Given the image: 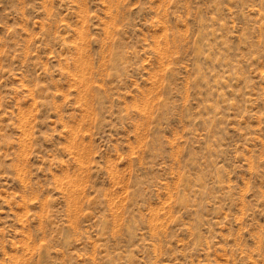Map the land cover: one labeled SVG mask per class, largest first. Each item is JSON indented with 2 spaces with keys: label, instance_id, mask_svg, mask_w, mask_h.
Wrapping results in <instances>:
<instances>
[{
  "label": "rangeland",
  "instance_id": "rangeland-1",
  "mask_svg": "<svg viewBox=\"0 0 264 264\" xmlns=\"http://www.w3.org/2000/svg\"><path fill=\"white\" fill-rule=\"evenodd\" d=\"M0 264H264V0H0Z\"/></svg>",
  "mask_w": 264,
  "mask_h": 264
}]
</instances>
